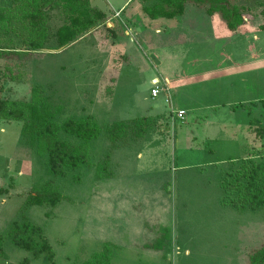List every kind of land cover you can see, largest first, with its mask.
<instances>
[{
	"label": "rangeland",
	"instance_id": "rangeland-1",
	"mask_svg": "<svg viewBox=\"0 0 264 264\" xmlns=\"http://www.w3.org/2000/svg\"><path fill=\"white\" fill-rule=\"evenodd\" d=\"M114 1L93 4L110 16L124 0ZM252 16L232 35L217 15L187 5L182 25L153 31L145 42L125 36L119 50L107 20L52 52L47 48L55 47L52 35L62 24L54 11L46 48L0 57V100H27L40 85L58 122L92 116L100 129L89 146L92 166L53 177L20 145L21 123L0 119V189L13 186L0 194V264L30 257L6 232L31 187L46 181L62 200L55 208L30 207L26 215L43 229L54 264H83L105 249L108 264H248L264 241V208L226 204L220 178L257 153L264 161V134L256 133L264 128V16L259 9ZM6 42L2 48H28L15 37ZM152 77H167L168 91L160 83L163 90L151 97ZM178 111L183 119L175 118ZM142 117L160 120L140 138L109 139L112 124Z\"/></svg>",
	"mask_w": 264,
	"mask_h": 264
},
{
	"label": "trees",
	"instance_id": "trees-1",
	"mask_svg": "<svg viewBox=\"0 0 264 264\" xmlns=\"http://www.w3.org/2000/svg\"><path fill=\"white\" fill-rule=\"evenodd\" d=\"M139 1L143 13L152 20L181 18L187 5H193L202 9L207 16L217 15L232 35L255 18L252 16L255 10L259 9L264 16V0ZM54 11L61 16L62 24L52 35L55 47L47 48L49 51L74 44L97 31L107 21L106 14L92 5L91 0H9L8 6L0 5V42L5 38L6 45H11L15 37L28 48L17 51L0 45V57H7L6 53L10 52L21 55L46 48L50 38L48 21L50 13ZM261 29L264 30V26ZM56 112V108H50L40 85L32 87L27 100H0V119L21 123L20 145L35 153L47 175L60 177L69 170L92 166L89 146L100 135V129L92 116L58 122L55 119ZM159 120V117H142L116 122L108 130L109 139L114 142L116 136L129 133L140 138L153 130ZM256 133L263 136L264 128L259 127ZM258 155L245 159L238 167L232 166L222 174L220 188L224 198L222 200L226 204L250 210L264 208V161H257ZM11 188L13 186L1 188L0 194L8 193ZM62 198L52 181L37 184L29 190L19 209L18 219L10 224L6 232L13 245L30 254L22 264L39 259L44 264H54V253L43 229L28 219L26 210L33 206L55 208ZM51 214L52 211L46 213V216ZM3 242L4 236L0 234V257L4 253ZM105 250L83 264H108L109 257ZM248 264H264V241L259 248L248 254Z\"/></svg>",
	"mask_w": 264,
	"mask_h": 264
},
{
	"label": "crops",
	"instance_id": "crops-1",
	"mask_svg": "<svg viewBox=\"0 0 264 264\" xmlns=\"http://www.w3.org/2000/svg\"><path fill=\"white\" fill-rule=\"evenodd\" d=\"M97 0H91L92 5L98 7L97 5L93 4V2ZM115 2L114 0H112ZM113 9V8H112ZM112 14V15H111ZM110 16H107L108 23L106 24L109 27L114 29V33L117 38V47L119 50H122L124 47L123 44L120 43V40L125 39L123 37H130L133 39V36H137L139 38H143L145 42V36L150 35L153 31L155 34H160L162 28L166 29H176L182 23L180 22V18L174 19H165L160 18L156 20H152L148 18L142 11V5L139 0H124L122 4L117 5V9L111 10ZM120 38V39H119ZM119 39V40H118ZM157 48H152L153 54H156ZM158 56H155L154 59H150V61H156ZM154 61V62H155ZM161 64V63H160ZM152 84H157L159 87L160 83L164 84V90L168 91L167 85H169V79L166 77L165 81L163 82L160 78L152 77L150 79ZM160 90H163L159 87ZM151 94V92H150ZM152 97V96H151ZM5 129L1 125L0 132L4 133ZM20 166L25 164L22 160ZM19 166L18 175H23L25 169ZM12 189V188H11ZM9 189V191L11 190ZM9 193V192H8ZM7 193V194H8Z\"/></svg>",
	"mask_w": 264,
	"mask_h": 264
},
{
	"label": "built area",
	"instance_id": "built-area-1",
	"mask_svg": "<svg viewBox=\"0 0 264 264\" xmlns=\"http://www.w3.org/2000/svg\"><path fill=\"white\" fill-rule=\"evenodd\" d=\"M159 90L160 89L157 86V84H154V87L151 89V96L156 97L159 93ZM174 115H175V118L183 119L185 114L183 111H178V112L174 113Z\"/></svg>",
	"mask_w": 264,
	"mask_h": 264
},
{
	"label": "water",
	"instance_id": "water-1",
	"mask_svg": "<svg viewBox=\"0 0 264 264\" xmlns=\"http://www.w3.org/2000/svg\"><path fill=\"white\" fill-rule=\"evenodd\" d=\"M62 50V49H61ZM57 51H59V50H57ZM52 52H56V51H52Z\"/></svg>",
	"mask_w": 264,
	"mask_h": 264
}]
</instances>
